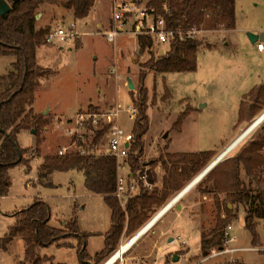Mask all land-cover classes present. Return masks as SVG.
Instances as JSON below:
<instances>
[{
	"label": "rangeland",
	"instance_id": "1",
	"mask_svg": "<svg viewBox=\"0 0 264 264\" xmlns=\"http://www.w3.org/2000/svg\"><path fill=\"white\" fill-rule=\"evenodd\" d=\"M100 1L103 5H105L104 15L108 16L111 0ZM44 5L45 11L52 14L51 17L53 19V24L50 25L51 27L59 23L58 21L60 19L72 20V17L69 15L70 13L65 7H60L49 2H46ZM57 8H61L60 12L56 10ZM41 10H43L42 5L39 12ZM94 14L95 13L93 11L91 20ZM236 18L237 20L234 30H225L224 28L206 30L201 28V31L197 34V38L201 41V44L197 48L198 72L169 73L162 77H155L152 74L147 76L145 82L150 88L151 94L150 96L148 95V107L149 105H157L160 103L161 106L167 105V108L169 109L160 108V111H158L156 107L151 106L149 110L151 124L149 130L147 131V135L145 136L146 146L149 151H155V149L165 143V140L161 137V133L163 130L166 132L170 128L172 129L171 137L173 138L172 147H179L183 143L182 138L178 133H176L179 118L175 116L173 112H177L179 110L182 104V98L187 96L194 98L196 96V91L194 92V90L197 88L199 81L197 73L202 74V72L207 70L208 67L216 70L218 68L217 65L221 66L222 69L229 68L231 64L229 65L228 61H225L224 58L233 56L234 53H241L242 51H245L244 42L247 38H249L247 33H258L264 30V0H236ZM80 23H78V27L81 26L82 30L85 32L82 35L80 34L83 44H81V38L79 37L77 41L63 43L65 46L64 52H59L56 55L43 59V62L50 69L45 70L40 77V80L42 79L41 89L36 93V104L38 106L44 105L46 110L49 106H51L52 112L50 115L52 116L48 117V120H50L49 124L40 131L43 142H47L45 144L42 142L43 145L42 143L40 144L39 152H36L37 154L34 157L39 155L44 158L50 154H57V150L60 147L69 145L72 142L71 137L63 136V129L62 127H59V124H61L62 121H65L67 117L56 118L55 116L57 114H68L72 116L79 112L82 108H88L89 110L95 112H114L118 108L115 103L117 102L120 103V112L118 116L120 124L128 131H131L134 127L135 121L133 118H128L126 113V108L133 103L131 102L130 90L131 93H133L132 95L134 98L139 97V90L141 86L140 73L151 70L148 69L145 64L152 56L155 55L147 48H145L144 52H141L138 43V48L130 51L128 54L133 55V59L128 60L129 57L126 52L130 47L135 46L136 39L134 36L119 35L117 36L118 38L116 42L111 43L100 33L105 28H102L101 26L97 27L96 22L94 24L91 21H88V25L85 27L82 23ZM226 40H231V43L226 46L224 44H218L215 46L216 43L226 42ZM69 44H73L75 48L80 44L82 46H80L79 50H68L67 47ZM53 46L56 45L53 44ZM235 46L236 48H234ZM203 49H209L210 51ZM15 59L16 56L14 57L13 55H0V75L8 73V71L12 68V64ZM115 68L117 69V72ZM126 71L129 75L135 78L138 85L136 90L129 88L126 78L128 75L126 74ZM214 80V82H208V88L230 82L229 79L226 80L223 76ZM90 99L100 100L93 101L88 104ZM214 111V108L204 109L202 110L201 115L202 127L205 131H207V135H212L214 133L211 141H214L220 133L221 135L225 134L226 136L231 133L230 125H220L217 120L218 118L213 115ZM49 112L46 113V116L49 115ZM263 115L264 111L260 114V117ZM260 117L258 118L260 119ZM258 118L256 120H258ZM253 122L247 127H250V133L248 134V131H246L247 128H245L240 137L233 142L234 144H231V149L237 144L235 148L232 149V151H229V153L226 152V155L228 153L227 156L225 154L223 155L225 151L222 152L219 157H226L219 161L217 165L214 166L212 171L205 174L200 180H197L198 183L193 189L197 194V197L204 199L199 192L201 190L202 192L214 193L213 197H215V200H220V193H224L225 191H220L216 187L215 180L222 184L228 182V179H226L224 174L222 163L231 157L239 155L245 149V146H247L253 139L264 137V118L257 124V126H253ZM250 129L253 130L251 131ZM31 130H24L17 136L21 146H33L28 157L33 156L38 138L34 133H31ZM107 141V135L105 134L101 143L98 145V153H108L106 151ZM41 145L45 148L44 150L41 149ZM260 154L264 157V148L261 149ZM160 157V154L158 156H152L150 153H146V150L140 157L141 161L145 163L150 162L152 164L148 170L145 168L149 174L150 180H158V175L155 173V165H157L160 161ZM216 158H218V156L213 159ZM33 159L30 171L26 169L23 164H18V166L10 169L11 188L7 195L0 197V238H3L4 233L8 231L10 226L13 225V219L5 213L27 207L29 203H32V199L35 194L41 195L43 197L42 199L49 203L53 209L54 216L57 218L67 216L68 213L75 209L74 204L84 207L83 210H78V213H75L74 210L72 218L77 216L79 218V224L83 230L85 229L87 232L93 230L103 231L104 228L109 226L110 221L108 216V206L101 196L90 195L84 184V178L78 171L67 172V174L57 173L55 181L62 185L57 188H38L35 185L27 183L28 181L36 182L38 172L37 163L39 158L37 159L36 157ZM213 159L209 161V163H206L205 166L197 172V174L204 170L213 161ZM177 166L179 167L177 174L181 172L182 167L184 168L187 166L189 168V165L183 162L178 163ZM197 174L192 176L193 178L191 179L189 178V171L181 176L178 175V177H176L178 178L177 180L183 184L181 189L186 187L195 177H197ZM258 175V177L264 179V167L258 172ZM68 177L72 179L73 184L75 185L72 189L66 185ZM187 179L190 180L184 183L183 180ZM241 179L245 181L254 194L258 192L257 180L251 179L244 168L242 169ZM161 188L162 184L160 183L159 185H154L153 189L149 192H160ZM181 189L177 193L172 194L169 192L172 195L168 193L165 197V202L160 205L155 212H151L153 211L151 208V210L147 212V215L149 216L150 213L151 216H149L148 221L141 225L139 229L148 223L149 220L165 206V204L172 200L173 197L181 191ZM227 201L228 200L226 198L223 202L226 204ZM19 212L20 211H15V218L18 217ZM239 213V218L233 223V230L231 234L235 237V239L230 244H227V241L223 239L222 244L225 247L221 249L217 245L209 248L210 254L214 255V259L212 260H216L220 262V264H263L264 251L260 252L259 250L251 248L242 249L236 252V256L240 259L233 258L232 253L227 251L231 248V245L239 247L253 245L252 234L249 229L244 227L243 210H240ZM233 218L234 217L230 216L223 219H227V224H230ZM260 222L262 226L259 228L257 227L260 241L256 245L262 247L264 245V220H261ZM139 229H136L134 232L136 233ZM153 229L154 228L152 227L148 230V232H144L145 234L143 236L136 239L134 241L135 243L129 246V250H124L122 253H126L123 258L118 260L120 258L118 257V259H116L118 262L115 264H155L159 257L158 245L161 242L158 238V232L155 233ZM222 229L224 230V228ZM63 230L66 232L69 231L67 228H64ZM135 233H128L126 236H121L116 247L118 250L116 249L114 251L117 252H113L114 254L112 253V256L109 255L97 264H102L110 256V259H113L118 252L122 250V247L124 246L123 243L133 237ZM86 234L88 239L86 249H88V252L101 250V248L105 246L104 235L89 236L88 233ZM73 235L74 234H70L67 238L61 239L60 241L71 243L72 238H75ZM261 243L263 245H261ZM58 257L66 259L68 264H72L74 261L77 262V259L81 260L80 256L77 257V254L75 255V251L63 248L58 252ZM199 257L205 256L201 252ZM167 259H171V254L167 255ZM240 260L244 261V263ZM10 261V255H7L4 251L0 250V264H8ZM20 262L22 261L20 260ZM20 262H17V264H20ZM49 264L57 263L53 259Z\"/></svg>",
	"mask_w": 264,
	"mask_h": 264
},
{
	"label": "trees",
	"instance_id": "2",
	"mask_svg": "<svg viewBox=\"0 0 264 264\" xmlns=\"http://www.w3.org/2000/svg\"><path fill=\"white\" fill-rule=\"evenodd\" d=\"M12 10L0 15V55L16 56L12 68L6 74L0 75V197L7 195L11 188L10 169L23 164L30 170V162L39 152L43 138L40 131L50 122L48 117L36 113L34 99L40 77L45 69L39 67L36 62V47L46 43L45 35L49 28L36 29V16L41 5L49 2L73 11L76 19L87 17L94 6L95 0H7ZM163 2L168 3L171 15L166 16L168 25L177 29L181 27H193L200 29L224 28L234 29L236 26V1L235 0H149L157 12L163 11ZM151 39L141 37L139 47L141 52L151 46ZM201 44L200 39L177 40L169 45L166 53L152 56L145 64L148 69L157 73L194 71L197 69V48ZM152 53V52H151ZM147 71L140 73L139 97L132 102L137 106V115L132 129L134 140L131 142L130 154L127 164L131 173L144 171V162L140 157L144 153V136L150 126V117L147 114L149 90L144 85ZM263 93V87L258 89V96ZM133 94V93H132ZM253 108L244 102L240 109L243 118L246 113L253 114ZM179 115L177 127L181 125L185 114ZM36 128L35 135L37 145L33 156H29L32 148H23L18 141V134L23 129ZM108 126H104L89 137L87 142L79 141V145L85 148L86 153L80 154L71 151L66 155L50 154L44 157L43 162L37 167L36 184L44 187L54 186L52 174L54 172L78 171L83 174L84 184L87 190L96 195H102L111 209V227L105 234V246L101 252L93 258L86 249L87 234L80 233L77 217H73L65 226L69 231L51 227V208L47 201L36 197L34 203L22 209L16 223L9 227L8 232L0 240V248L3 249L15 237L22 236L26 243V255L20 264H49L53 257L41 256L37 252L38 247H46L52 243L65 239L70 234L78 238L77 249L81 259L80 264H88L93 259L97 264L111 255L117 248L121 236L126 232L132 234L134 230L148 221L147 212L153 204L162 205L166 200V193L159 197L157 191L149 192L142 189L140 193L133 195L123 208L115 192L117 190L118 167L116 157L110 153H98V145L107 133ZM264 148V137L253 139L245 149L237 156L231 157L222 163L224 174L228 182L225 184L216 181V187L226 192L227 203L236 202L247 205L245 228L252 234V244L260 241L258 222L256 218L264 220V179L258 177V172L264 167V157L260 154ZM211 153L203 152L196 154H167V159L160 157L163 164L169 162H183L189 168L171 167L166 185L175 190H180L182 183H177L176 177L184 173L190 174L189 178L196 175L211 159ZM251 179L257 180L258 192L254 194L250 187L241 179L242 169ZM219 211L220 201L216 200ZM227 205V204H226ZM227 219L221 218L218 212L214 234L211 238L206 236L202 239V254L207 255L208 249L221 245L225 238L222 228L227 225ZM60 246H73L70 242H60ZM118 250V249H117ZM117 252V251H116ZM115 252V253H116ZM113 255V254H112ZM111 255V256H112ZM111 256L108 258L110 259ZM107 259V260H108ZM105 260L103 263H105ZM60 264V263H57Z\"/></svg>",
	"mask_w": 264,
	"mask_h": 264
},
{
	"label": "crops",
	"instance_id": "3",
	"mask_svg": "<svg viewBox=\"0 0 264 264\" xmlns=\"http://www.w3.org/2000/svg\"><path fill=\"white\" fill-rule=\"evenodd\" d=\"M100 2H101L100 0H95L94 6L91 9L89 15L87 17H84V18L76 19L73 15V11L69 10L67 8L66 9L70 13L69 15L72 17V20L76 21L77 24L81 22L83 24V26L85 27L88 25V21H91L94 24L96 22L97 27L101 26L102 28H106L109 24V19L111 16V5H110V10H109L108 16H106V15H104L105 5H103V3L102 2L100 3ZM42 8H43V10H41L36 16V20H37L36 21V23H37L36 29L37 30H44L47 27L50 29L51 28L50 25L53 24V21H52L53 19L51 17L52 14L48 11H45V5L44 4L42 5ZM56 10L58 12H60L61 8H57ZM93 11L95 14L91 20V15H92ZM78 30L80 31L81 35L83 33H85L82 30L81 26L78 27ZM228 30H234V29H228ZM260 32H258V33H260ZM262 32H264V30H262ZM258 33H256V34H258ZM122 35L133 36L130 33L122 34ZM134 37L136 39L135 46L130 47L128 49V51L126 52L127 56L129 57L128 60L133 59V55H128L130 53V51L136 50L138 48L139 39L136 36H134ZM82 42L83 41L81 38V44H83ZM258 42L264 43V39L258 40L256 43H252L250 41V39L247 38V40H245V42H244V50L245 51H242L241 53H234L233 56L224 58L225 61H228L229 65L231 64L229 68L222 69L221 66L217 65L218 68L215 70V69L207 66L208 67L207 70L202 72V74L197 73L199 81H198L197 88H195V90H194V92L196 91L195 92L196 96L194 95L195 96L194 98L189 97V96L182 98L181 99L182 104H181L179 110L177 112H173V114L175 116H177L178 118H179V115L181 113H183L184 111L187 112L185 114V117H184L183 121L181 122V125L179 126V128L176 127L177 128L176 133H178L179 136L182 138L183 143L179 147H175V148L172 147L173 138L171 137V135H172L171 130L172 129L170 128L166 132H164V130H163V132L161 133V137L165 140L164 141L165 143H163V145H161L157 149H155V151H149L147 146H146V141H145V136L147 135V132H146V135L144 136L146 153H150L152 156H158L160 154L162 157L167 159V154H180V153L196 154V153L208 152V153H211V155H212L211 159L209 160V161H211L214 157H217L219 154L226 151L229 148V146L238 137H240V135L244 132V129L247 128L258 117H260V114L264 111V51L257 49V43ZM230 43H231V40H226V42L216 43L215 46H217L218 44H224L226 46ZM81 44L79 46H77L76 48L74 47L73 44L72 45L69 44L67 48H68V50H79L80 46H82ZM54 45H56V46H53V44L44 43V44H41V45L36 47V50H35L36 62H37V65L39 67H41L45 70L50 69L43 62V59H46L47 57L52 56V55H56L59 52L65 51L64 45L63 46L57 45V44H54ZM215 46H213V47H215ZM212 48H210V49H212ZM234 48H236V46ZM203 50H209V49H203ZM197 62H198V53H197ZM198 69H199V67H197V69H195L194 71H178V72H162V73H157L155 71L150 70L147 72L146 78L148 75H151V74L154 75L155 77L156 76L162 77V76H165V74H169V73L198 72L199 71ZM116 72H117V69H116ZM126 74L128 75L126 77L127 81H128V78L130 77L132 79L134 85H135L134 89L136 90V87L138 85L136 83L135 78H133L131 75H129L127 73V71H126ZM221 76H223L226 80L229 79V81H230V82H228L229 84L224 83L223 85L222 84L216 85L215 87H211V88L207 87L208 82L209 83L214 82L215 81L214 79L221 77ZM146 78L144 80V84H145V86H147V88L149 90V96H150L151 95L150 94V88L148 87V85H146V82H145ZM41 80H40V84L37 87L36 92H35V99L33 102L34 109H35L36 113L42 114L45 117H51L52 116V115H50L52 112L51 106H49V108L46 110V108H44L45 107L44 105L38 106L36 104V93L41 89ZM224 82H225V80H224ZM260 87H263V93H261L258 96V89ZM130 96H131V102H132L131 90H130ZM170 96H171V94H170ZM97 100H100V99H97ZM97 100L90 99L88 101V104L90 102L97 101ZM244 102L248 103L253 108H255L254 109L255 111H253V114H251L252 111L246 113V115L242 118L240 115V109H241V106ZM115 103L117 104V106L120 105V103H117V102H115ZM151 106L156 107L158 109V111H160V108H162V109L164 108V109L169 110L167 108V105L161 106L160 103L157 105H149V107L147 109V114L149 117H150L149 110H150ZM208 108H214L215 111H214L213 115L216 118H218L217 120L219 121L220 125H230L231 133L228 136H226L223 133H222L223 135H221V133H220L219 135H217V137L215 138L214 141L213 140L211 141L214 133L212 135H207V133H206L207 131H205V129H203L202 123H201L202 110H204V109L206 110ZM47 112H49L48 116H46ZM169 114H171V113H169ZM69 116L70 115H68V114H65V115L64 114H57L55 117L56 118L57 117L58 118L59 117L65 118V117H69ZM150 124H151V117H150ZM149 128H150V126H149ZM24 130H29V129H23L19 132V134L21 132H23ZM206 130H207V128H206ZM46 142L47 141H44L43 143L45 144ZM43 143H42V145H43ZM19 144H20V142H19ZM42 145H41V149L44 150L45 148H43ZM21 147H23V146H21ZM32 147L33 146L23 147V148H32ZM106 151H107V145H106ZM36 157H37V159L39 158V161L37 163V167H38L43 162L44 158H42L39 155ZM36 157H34V158H36ZM32 160H34V159H32ZM32 160H31V162H32ZM31 162H30V168H31ZM166 164H167V166L165 164H163L162 160H160L158 162V164L155 165L156 166L155 167V173H156V175H158V180H155V179L151 180L154 183V185H159L160 183L162 184L161 191L160 192L158 191L159 197H162L165 193L168 194L170 192L173 194V193H177L179 191V190L173 189L170 185H166L167 180L169 178V174H170L169 169L171 167L177 166L178 163L169 162L167 160ZM151 165L152 164L150 162H148V163L144 162L143 166H145V168L148 170V168ZM213 169H214V167H213ZM213 169H211L210 171H212ZM67 172H71V171H67ZM67 172H54L52 174V179H53V183L55 185L51 186V187L57 188V187L62 186L59 182L55 181V177H56L57 173H66L67 174ZM151 172H153V171H151ZM118 173H120L121 175H123L125 177L132 174L131 168L127 164H125L121 170H118ZM37 174H38V172H37ZM82 176H83V174H82ZM193 176H195V175H193ZM190 179L183 180V182L186 183ZM10 181H11V177H10ZM36 181H37V176H36ZM176 182L179 183L178 180ZM27 183L35 185L38 188L44 187L42 185L36 184V182L28 181ZM66 185L71 189L74 188V186H75L73 184L72 179H70L69 177L67 179ZM195 185L193 187H191L188 191H186L185 194L181 197V200H179L170 209L165 211L163 216H161L155 223L152 224L151 227H149V229L153 227L154 228L153 230L155 231V233L158 232V238H159V241L161 242L158 245L159 257H158V260L156 261L155 264H178V263L220 264V262H218L216 260L215 261L212 260V259H214V255L210 254L209 249H208V254L204 255L205 257H199L201 252H202V246L201 245H202L203 237L206 236L207 238H211L214 234V227L216 225L218 212L220 213L221 218H226V217H230V216L234 217L233 220L231 221V223L227 224L224 227V233H226V231H227L226 227L230 226L231 230L229 233H230V235L232 234L233 223L239 218L240 210H243V213H244L243 219H244V227H245V219L247 216V212H246L247 211V205L245 206V205H242V204H239L236 202H231V201L228 203L226 202V204H227L226 205L223 202L227 198L226 193L224 192V193H220V195H219V197H221V198L219 200L220 201V208L218 211L215 197H213L214 193L202 192L200 190L199 192L201 193V195L204 199H202L201 197L199 198V197H197V194L193 190ZM38 193H40V192H38ZM172 194H170V195H172ZM90 195L99 196V197L101 196L102 199L104 200L102 195H96V194H92V193H90ZM36 197L43 198L41 195L35 194L33 199H32V203H29L28 206H30L34 203L33 201L35 200ZM104 202L106 203L105 200H104ZM106 205L108 206L107 203H106ZM74 207H75V209H74L75 211L74 210L73 211L75 213H78L77 212L78 210L84 209V207H81L78 204H74ZM24 208H26V207H24ZM24 208H20L19 210H13L12 212H6L5 214L10 216L13 219V224H15L16 220H17V218H15V215H14L15 211H21ZM50 208H51V215H50V222H49L50 226L51 227L53 226V227H56L59 229H64L66 224L72 219L73 211L68 213V215L64 216L63 218H57L54 216L53 209L51 206H50ZM158 208H159V205L153 204L152 205L153 211H151V212H155ZM108 216H109L110 224L107 228H104L103 231L102 230L101 231L93 230V231H89V232H87L85 229L83 230V228L79 224V218L76 216L77 220H78V228L80 230V233H88L89 236L90 235L95 236V235H101L102 234V235H104V238H105V234L107 233V231L111 227V220H112L111 209L109 206H108ZM149 216H151L150 213H149ZM255 220H256V222H258V228L260 226H262L260 224L261 223L260 221L262 219L256 218ZM148 223H146L145 225H147ZM141 229H139V230H141ZM148 230L146 232H148ZM134 231H136V230H134ZM134 231H133V233H135ZM7 232L8 231H6L4 233V236ZM126 234L127 233L125 232L124 235H122V236H126ZM143 235H141V236H143ZM1 239L2 238H0V240ZM234 239H235V237H234ZM233 240L228 241L227 244H230ZM104 241H105V239H104ZM60 242H65V241L55 242V243H52V245H49L46 247H38L36 250H37L38 254H40L41 256L53 257L54 261L56 263H60V264H68L67 263L68 261H66V259H63L62 257L61 258L58 257V252L62 248L67 249V250H69V249L73 250V251H75V255L77 254V257L79 256L78 255V249L76 246V244H78V238L76 236H75V238H72V240H71V243L73 244V246H68V247L60 246V245H58V243H60ZM123 244H124L123 247H125L126 246L125 242ZM87 245H88V239L86 241V248H87ZM261 245H263V244L261 243ZM217 246L220 249L225 247V246H223V244L217 245ZM250 247L254 248L255 250H259L260 252L264 251V245L262 247L254 246V245L247 246V247H239V246H232L231 245V248H229L227 251L229 253H232L233 258L240 259L236 256V252H238L242 249L250 248ZM0 250L4 251L7 255H10L11 261L8 262V264H17V262H20V260L24 261V259H25L26 243H25L23 237L19 235V236L15 237L9 244H7V246L5 248H3V249L0 248ZM101 250H102V248H101ZM101 250H96L93 252L89 251V253H90L91 257L93 258L97 253L101 252ZM169 254H171L170 260L167 259V255H169ZM196 257H199V258H196ZM263 258H264V256H263ZM240 261H242V260H240ZM80 262H81V260L77 259V262L74 261V262H72V264H80ZM87 262H88V264H94L92 259L88 260ZM242 262L244 263V261H242ZM26 264H29V262L27 261ZM263 264H264V262H263Z\"/></svg>",
	"mask_w": 264,
	"mask_h": 264
},
{
	"label": "built area",
	"instance_id": "4",
	"mask_svg": "<svg viewBox=\"0 0 264 264\" xmlns=\"http://www.w3.org/2000/svg\"><path fill=\"white\" fill-rule=\"evenodd\" d=\"M110 5L111 16L109 24L100 33L111 43L116 42L117 36L122 34L130 33L139 40L141 37L147 36L152 41L151 46L147 47V49L156 57L166 53L170 44L177 40L184 41L197 38V34L201 31L195 25L177 29L169 27L166 16H170L172 13L166 2H163V11L160 13L157 12L154 5L149 3V0H111ZM58 22L47 31L45 35L46 43L63 45V43L79 39L81 33L78 30L77 22L68 19H60ZM257 49L264 51V43L258 42ZM119 112L120 105L114 112H95L86 108L67 117L65 121L59 124V127H62L64 136L72 138V142L69 145L60 147L57 150L58 154L66 155V153L71 151H77L80 154L86 153L85 148L79 145V141L87 142L95 131L108 126L106 133L108 139L107 151L116 157L118 170H121L127 164L134 134L132 130H126L120 124ZM137 112V106L134 102L126 108L128 118H133L134 121L136 120ZM226 156H222L219 161ZM117 183L115 196H117L123 207L126 206L133 195L140 193L143 188L151 190L154 187V183L150 180L146 170L138 171L135 174L132 173L126 177L118 173ZM230 228V226L226 227L225 240L227 242L234 239L229 233Z\"/></svg>",
	"mask_w": 264,
	"mask_h": 264
},
{
	"label": "bare ground",
	"instance_id": "5",
	"mask_svg": "<svg viewBox=\"0 0 264 264\" xmlns=\"http://www.w3.org/2000/svg\"><path fill=\"white\" fill-rule=\"evenodd\" d=\"M264 118V115L263 116H261L260 117V119L258 118V120H255L253 123V126H257V124L258 123H260L261 122V120ZM257 121V122H256ZM256 122V123H255ZM250 128V127H249ZM249 128H247L246 129V131H248L247 133H249L250 131H249ZM251 130V129H250ZM243 140V139H242ZM234 144V143H233ZM232 144V145H233ZM232 145H230L229 146V148L223 153V155L226 153V152H228L229 151V149H230V151H232V149H234L235 148V146L237 145H235L232 149H231V147H232ZM229 153V152H228ZM228 153H227V155H228ZM226 155V154H225ZM220 157H218V158H216V159H219ZM215 159V160H216ZM214 160V159H213ZM213 162V161H212ZM212 162L210 163V164H212ZM219 162V161H218ZM217 162V163H218ZM217 163H216V165H217ZM208 167H209V165L204 169V170H202L198 175H197V177L196 178H194L193 180H192V182L191 183H189L186 187H184L183 189H181V191L177 194V195H175L174 197H173V199L172 200H170L167 204H165V206L161 209V210H159V212H157L156 214H155V216L149 221V223L147 224V225H145L141 230H139L136 234H134L133 235V237L132 238H130L129 240H127L126 242H125V244H126V246L125 247H123L122 248V250H120L119 252H118V254L113 258V259H110V260H108L107 262H105V263H102V264H115L116 262H118V260H120V259H122L123 258V256H124V254L126 253V252H124V253H122L124 250H129L130 248H129V246H131V245H133V243H134V241L136 240V239H138L141 235H143L144 234V232H146L148 229H149V227H151L152 226V224L153 223H155L161 216H163V214L165 213V211H167L168 209H170L174 204H176L179 200H181V197L185 194V192L186 191H188L191 187H193L198 181L197 180H200L203 176H204V174H207L206 173V171L208 170ZM126 250V251H127ZM115 253V252H114ZM113 253V254H114ZM122 253V254H121ZM118 257H120L119 259H118ZM108 259V258H107ZM106 259V260H107ZM116 259H118V260H116Z\"/></svg>",
	"mask_w": 264,
	"mask_h": 264
},
{
	"label": "water",
	"instance_id": "6",
	"mask_svg": "<svg viewBox=\"0 0 264 264\" xmlns=\"http://www.w3.org/2000/svg\"><path fill=\"white\" fill-rule=\"evenodd\" d=\"M11 10H12V7L10 6V4L8 3L7 0H0V15H4V14L10 12ZM247 34H248L249 39H250V41L252 43H256L258 40L264 39V32H260L258 34L253 33V32H248ZM128 85H129V88H131V89H134L135 88V85H134V83H133V81H132V79L130 77L128 78ZM36 130H37L36 128H33L31 130V133L32 134L35 133ZM229 151H230V149H229ZM220 159H221V157L219 159H216V160L214 159L213 162H212V164H209V167H208V170L206 171V173L208 171H210L211 169H213V167L216 165V163Z\"/></svg>",
	"mask_w": 264,
	"mask_h": 264
}]
</instances>
